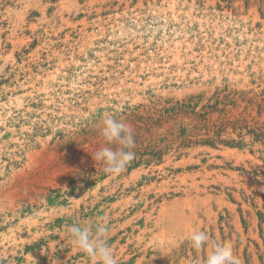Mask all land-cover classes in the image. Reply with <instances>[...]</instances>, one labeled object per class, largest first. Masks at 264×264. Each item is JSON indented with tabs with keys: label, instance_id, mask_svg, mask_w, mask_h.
I'll return each instance as SVG.
<instances>
[{
	"label": "rangeland",
	"instance_id": "rangeland-1",
	"mask_svg": "<svg viewBox=\"0 0 264 264\" xmlns=\"http://www.w3.org/2000/svg\"><path fill=\"white\" fill-rule=\"evenodd\" d=\"M225 87L264 92V0H0L4 264H99L68 232L84 222L107 223L118 264H206L224 243L239 264H264L254 137L179 152L165 142L162 163L133 159L118 175L94 159L109 146L104 119L132 128L136 156L171 128L140 129L154 105ZM195 231L210 238L200 249Z\"/></svg>",
	"mask_w": 264,
	"mask_h": 264
},
{
	"label": "trees",
	"instance_id": "trees-1",
	"mask_svg": "<svg viewBox=\"0 0 264 264\" xmlns=\"http://www.w3.org/2000/svg\"><path fill=\"white\" fill-rule=\"evenodd\" d=\"M242 107V110L239 109ZM258 116L264 112V92L254 93L252 90H229L228 87L217 90L205 101L204 95H191L181 100H167L152 107L145 126L140 129L151 131L170 122L171 128L167 136L159 135L154 144L142 148L134 158V165L147 167L163 161V143H167V151L179 152L197 147H239L247 135L264 144V123L255 121L250 124L254 110ZM255 117L252 118V121ZM237 134L238 138L232 137ZM182 154H179L178 158Z\"/></svg>",
	"mask_w": 264,
	"mask_h": 264
},
{
	"label": "clouds",
	"instance_id": "clouds-1",
	"mask_svg": "<svg viewBox=\"0 0 264 264\" xmlns=\"http://www.w3.org/2000/svg\"><path fill=\"white\" fill-rule=\"evenodd\" d=\"M101 135L109 146L98 150L94 159L105 164L106 173L118 175L135 158V153L132 151L135 148L133 130L126 123L109 117L103 121ZM109 230L107 223H98L93 229L88 222L82 225L73 223L68 228L72 242L89 257L97 260L99 264H118L107 243ZM189 239L195 249L204 247L210 240L209 235L204 231L193 232ZM0 264H4L2 257ZM206 264H239V260L230 243L214 244V250L207 256Z\"/></svg>",
	"mask_w": 264,
	"mask_h": 264
}]
</instances>
